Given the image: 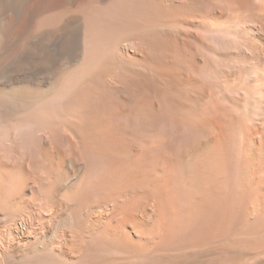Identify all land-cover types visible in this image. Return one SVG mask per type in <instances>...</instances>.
I'll use <instances>...</instances> for the list:
<instances>
[{
  "label": "bare ground",
  "instance_id": "6f19581e",
  "mask_svg": "<svg viewBox=\"0 0 264 264\" xmlns=\"http://www.w3.org/2000/svg\"><path fill=\"white\" fill-rule=\"evenodd\" d=\"M246 7L264 18V0H160L149 73L125 48L31 107L0 100V264H264V28L201 31ZM197 43L239 108L225 136L185 68Z\"/></svg>",
  "mask_w": 264,
  "mask_h": 264
},
{
  "label": "rangeland",
  "instance_id": "374dc122",
  "mask_svg": "<svg viewBox=\"0 0 264 264\" xmlns=\"http://www.w3.org/2000/svg\"><path fill=\"white\" fill-rule=\"evenodd\" d=\"M16 3L17 0H0V18L6 21L5 24L11 22L9 25L12 27L7 47L0 51V100L15 88H25L34 96H29L30 100L25 97L27 95H22L21 98L28 100V107H31L44 98L53 96L58 89L57 85L45 84L44 79H58L81 71L87 72L109 56H113L114 60L128 59L122 56L125 48L130 49V58L142 60L136 61L142 70L153 58L149 51H139V47L141 44L149 46V40L145 39L149 38L152 27L160 26V0H30L20 13L16 11ZM212 21L210 29H201L204 36L213 28L234 31L245 28L251 32L264 28V18L256 17L249 7L241 14L228 11L223 19L214 20L215 23ZM59 32H62L60 38L53 43L48 42L50 35ZM36 41H40L41 45L36 44ZM197 44L201 49L197 47L195 51L201 52L196 54L206 57L209 54L207 47ZM201 56V65L194 69L186 65L185 68L195 76L194 79L197 78L195 85L213 94V101L220 107H215L213 103L215 108L211 116L214 123L217 122L215 125L219 128L220 135L225 136L230 117L229 107L236 116H239V108L231 107L224 97L230 84L224 71L221 78L216 79L217 77L212 76L215 65ZM142 63H145L144 67H140L143 66ZM144 71L149 73L147 68ZM242 98L239 97V100ZM1 106L2 104L0 110ZM237 136L241 138V135Z\"/></svg>",
  "mask_w": 264,
  "mask_h": 264
}]
</instances>
